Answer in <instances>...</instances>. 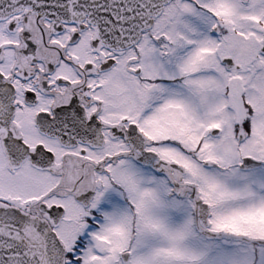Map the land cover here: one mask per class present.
Listing matches in <instances>:
<instances>
[{
    "label": "snow or ice",
    "instance_id": "obj_1",
    "mask_svg": "<svg viewBox=\"0 0 264 264\" xmlns=\"http://www.w3.org/2000/svg\"><path fill=\"white\" fill-rule=\"evenodd\" d=\"M0 264H264V0H0Z\"/></svg>",
    "mask_w": 264,
    "mask_h": 264
}]
</instances>
